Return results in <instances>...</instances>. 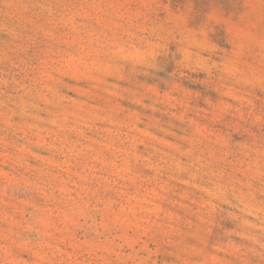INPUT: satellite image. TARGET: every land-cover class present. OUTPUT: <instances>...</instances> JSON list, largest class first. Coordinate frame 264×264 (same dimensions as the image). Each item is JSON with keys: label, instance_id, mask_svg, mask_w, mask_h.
<instances>
[{"label": "rangeland", "instance_id": "rangeland-1", "mask_svg": "<svg viewBox=\"0 0 264 264\" xmlns=\"http://www.w3.org/2000/svg\"><path fill=\"white\" fill-rule=\"evenodd\" d=\"M0 264H264V0H0Z\"/></svg>", "mask_w": 264, "mask_h": 264}]
</instances>
